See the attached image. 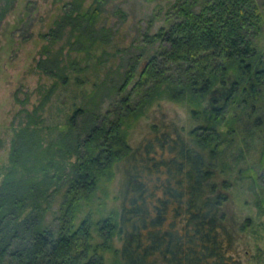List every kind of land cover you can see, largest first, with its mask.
I'll return each instance as SVG.
<instances>
[{
	"label": "trees",
	"instance_id": "trees-1",
	"mask_svg": "<svg viewBox=\"0 0 264 264\" xmlns=\"http://www.w3.org/2000/svg\"><path fill=\"white\" fill-rule=\"evenodd\" d=\"M106 1L54 0L29 67L37 100L29 107L32 91H15L0 264H243L234 251L252 221L229 210L224 173L236 138L264 136L259 2L170 0L163 23L142 33L152 50L103 74ZM16 2L0 0V21ZM164 102L185 107L191 125L154 115ZM236 177L264 208V146Z\"/></svg>",
	"mask_w": 264,
	"mask_h": 264
},
{
	"label": "rangeland",
	"instance_id": "rangeland-1",
	"mask_svg": "<svg viewBox=\"0 0 264 264\" xmlns=\"http://www.w3.org/2000/svg\"><path fill=\"white\" fill-rule=\"evenodd\" d=\"M170 0H107L104 6L102 20L112 28V45L108 60L101 69V73H115L120 64L134 57L136 53L152 50L148 42L142 40V33L148 28V32H154L163 23V11ZM264 12V0H257ZM59 2L54 0H17L15 7L0 21V138L4 140L0 146V166L8 161L10 140L13 134L12 118L14 112L21 106L15 99V91L20 90V96H24V90H33L39 78L38 74L29 71L38 55V49L42 43L39 37L41 30H46L50 25L55 12L59 9ZM117 6L124 11L125 17L116 11ZM105 17V18H104ZM264 47V35L258 40ZM144 58H142L143 60ZM141 60V61H142ZM45 80V79H44ZM45 81H48L46 79ZM68 97L64 95L63 98ZM37 100L36 92L32 91L27 106L31 107ZM59 101L53 100L47 106L48 115H58ZM106 104V103H105ZM153 113L160 116L166 113L168 117L177 116L187 126L191 125L188 112L185 107L164 102L160 107L153 106ZM139 125L133 130V137L137 138L144 131ZM264 146V136H246L236 138L233 155L228 158L231 169L224 173L231 180L230 193L227 203L229 210L233 212L238 224L245 217H250L252 226L242 231L237 239L234 254L239 256L243 264H264V208L258 207L246 182L237 179V169L240 165L254 164L258 160ZM242 148L243 153L238 151ZM117 178L112 183L117 187ZM59 200V198H58ZM109 203L113 201L109 198Z\"/></svg>",
	"mask_w": 264,
	"mask_h": 264
}]
</instances>
